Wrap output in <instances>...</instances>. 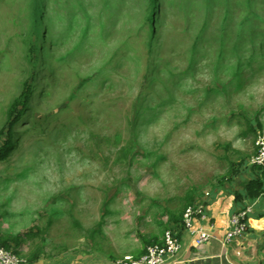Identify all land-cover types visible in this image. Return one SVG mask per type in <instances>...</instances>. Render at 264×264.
<instances>
[{"label":"rangeland","instance_id":"1","mask_svg":"<svg viewBox=\"0 0 264 264\" xmlns=\"http://www.w3.org/2000/svg\"><path fill=\"white\" fill-rule=\"evenodd\" d=\"M246 1L160 0L150 52V0H0V131L33 88L0 160L10 249L117 255L243 175L264 135V0Z\"/></svg>","mask_w":264,"mask_h":264},{"label":"crops","instance_id":"2","mask_svg":"<svg viewBox=\"0 0 264 264\" xmlns=\"http://www.w3.org/2000/svg\"><path fill=\"white\" fill-rule=\"evenodd\" d=\"M258 114V122L250 126L252 131H256L257 127L264 129V119L260 118L262 110H259ZM242 173L243 175L232 182L217 186L210 192L206 219L200 221L211 233L209 242L198 244L191 231L177 228L175 230L181 241V249L176 255L168 256L164 264H264V194L252 199L245 188V183L250 179L262 177L264 180V174L259 169L249 167ZM196 201L200 200L196 198ZM247 205L253 206L249 217V230L245 235L235 237L229 245L224 246L233 213ZM163 236L164 233L162 235L158 232L145 239L158 237L162 241ZM128 239L117 240V255L107 254L100 249L88 253L85 251L82 254L68 252L40 254L35 260L24 264H123L121 260L125 255L138 256L144 253L148 245L145 239V245L135 244L131 238Z\"/></svg>","mask_w":264,"mask_h":264},{"label":"built area","instance_id":"3","mask_svg":"<svg viewBox=\"0 0 264 264\" xmlns=\"http://www.w3.org/2000/svg\"><path fill=\"white\" fill-rule=\"evenodd\" d=\"M257 151L249 160V165L264 167V135L260 134L256 140ZM210 192H207L202 200L187 207L183 215V227L191 231L198 244L207 243L211 233L200 221L206 219L207 201ZM253 210L252 205L233 213L230 219V228L224 239V246L229 245L235 237L245 235L249 230V217ZM200 222V224H199ZM181 249V241L176 230L168 228L164 232L162 243L147 245L145 252L139 256L125 255L121 260L123 264H164L168 256L176 255ZM0 263L24 264L26 259L18 256L3 247L0 242Z\"/></svg>","mask_w":264,"mask_h":264},{"label":"trees","instance_id":"4","mask_svg":"<svg viewBox=\"0 0 264 264\" xmlns=\"http://www.w3.org/2000/svg\"><path fill=\"white\" fill-rule=\"evenodd\" d=\"M149 3H150V10H149V14L147 16V19L150 22V35L149 36L151 39L150 40V46H151L150 52H151L152 47L154 46V42H155L154 38H156V33H157L156 21H157L158 11L160 8V0H150ZM246 3H247L246 5L248 7H251L254 4V0H247ZM251 15H255V14H251ZM246 19L248 20L249 16L246 17ZM32 92H33L32 86L28 85L25 88V91L23 92V94L21 95L19 100H16L13 102V105H12L13 107H11V108H14L13 110L16 109V113L13 116L10 123L8 124V127H6L5 130L0 131V160L7 157L9 152L12 150V148L14 146V137H13L14 136V127L17 124L18 120L22 117L25 109L28 107V105H29L28 102L30 101ZM19 105H21V106H19ZM3 134H4V140H2ZM245 164L249 165L248 162H246ZM248 167L252 168V169H259L260 171H262V174H264V167L256 166V165H249ZM245 188L247 189V194L249 197H251L252 199L259 198L264 194V180L262 179V177L250 179L245 183ZM196 202H197L196 198L189 196L186 204L184 205L183 210H180L177 213H173L172 219L169 221L168 227L166 229H168V228H173V229L184 228L183 227L184 212L187 209V207L194 205ZM145 240H146V243L148 245L154 244V243H162V241H160L158 239V237H156L154 239H145ZM0 242L4 248H6L7 250H10L13 253L17 254L18 256L22 257L21 255H19L20 254L19 252L10 249L11 240L8 237H4L0 234ZM40 254L33 253L30 257L26 258V262L35 260L36 258L39 257Z\"/></svg>","mask_w":264,"mask_h":264}]
</instances>
